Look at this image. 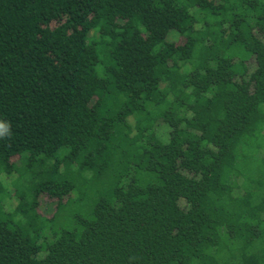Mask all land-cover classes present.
Returning a JSON list of instances; mask_svg holds the SVG:
<instances>
[{"label": "trees", "instance_id": "trees-1", "mask_svg": "<svg viewBox=\"0 0 264 264\" xmlns=\"http://www.w3.org/2000/svg\"><path fill=\"white\" fill-rule=\"evenodd\" d=\"M0 122V264H264V0H0Z\"/></svg>", "mask_w": 264, "mask_h": 264}, {"label": "rangeland", "instance_id": "rangeland-1", "mask_svg": "<svg viewBox=\"0 0 264 264\" xmlns=\"http://www.w3.org/2000/svg\"><path fill=\"white\" fill-rule=\"evenodd\" d=\"M11 204H14L15 201H9ZM56 203L47 196L40 197V207L39 211L46 216H51L55 210Z\"/></svg>", "mask_w": 264, "mask_h": 264}, {"label": "clouds", "instance_id": "clouds-1", "mask_svg": "<svg viewBox=\"0 0 264 264\" xmlns=\"http://www.w3.org/2000/svg\"><path fill=\"white\" fill-rule=\"evenodd\" d=\"M8 129V125L4 122H0V136H3Z\"/></svg>", "mask_w": 264, "mask_h": 264}]
</instances>
